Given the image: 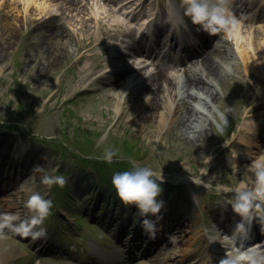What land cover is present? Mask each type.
<instances>
[{"label":"rangeland","instance_id":"374dc122","mask_svg":"<svg viewBox=\"0 0 264 264\" xmlns=\"http://www.w3.org/2000/svg\"><path fill=\"white\" fill-rule=\"evenodd\" d=\"M158 1L160 11L169 4L175 14L188 20L183 14V0ZM24 6L21 0H0V45L5 47L0 51V182L2 179L14 184L17 191L11 206L0 204V222L10 214L18 219L29 217L32 213L26 200L31 192L48 198L51 205L41 221L45 229L43 237L33 240L9 228L0 229V264H102L92 254L106 258L122 253L123 248L127 251L126 244L129 255L140 245L142 250L148 249L149 237L137 223L140 217L134 206L120 201L108 178L96 185L93 176L85 174L88 173L85 163L79 160L83 155L103 159L106 150L113 151L112 160H123L127 145L134 148L132 160H139L142 166L155 172L161 171L164 180L179 182L170 187L161 184L157 196L162 204L159 219L154 223L159 228L167 222L172 225L170 232L165 233L163 248L156 255L136 258L128 264L149 262L151 255L169 264L165 259L167 253L168 256L178 253L180 264L200 259L203 262L202 242L198 236L187 240V231L195 232L199 223L207 231L214 227L208 210L200 202L207 200L208 206H212L214 198L219 203L228 201L220 197L223 189L217 190V186L223 184L234 189L245 182L251 162L240 166L234 156L238 136L243 135L248 123L257 121L262 109L264 67L262 71L251 69L247 73L239 62L226 67L222 65L225 62L222 54L210 50L211 58L222 65L218 68L221 76L214 79L220 90L208 112L200 107L205 104L203 99L190 97L191 92L203 95L205 89L188 92L187 88L182 89L180 98L185 105L181 106V113L187 106L201 112L196 119L199 131L195 137L189 136L176 114L169 117L174 123L163 128L159 116H152L135 92L116 111L115 94L125 80L104 82L97 78L106 64L105 58L98 56L104 52L101 49L105 47L104 39L130 32L118 22L114 10L108 9L105 17L101 15L98 21L85 26L69 19V12L58 11L57 7L52 14L61 15L52 17H42L37 9H32L38 19L35 24H27ZM90 11L85 10L86 17ZM12 18L17 27L14 31L9 29ZM57 31L59 40L54 35ZM49 45L59 50V57L47 68L41 55ZM190 66L199 73L200 63ZM154 68L150 67L148 72L155 71ZM202 68L205 70V64ZM177 71L184 77L181 67L170 65L171 74ZM219 145L223 147L219 149ZM214 154L218 156L212 159ZM28 166L34 168L33 172L22 177V168ZM117 166L128 169L123 163ZM52 174L66 178L69 187L59 186L60 189L66 186L61 195L56 192L53 195L50 186L41 182L43 175ZM245 183L253 186L252 182ZM228 194L229 198L234 195L232 191ZM225 207L228 208L227 204ZM178 210L185 217L171 221L173 217L168 218L169 215ZM225 224L228 226L227 221ZM136 233L142 235L144 242L129 240ZM10 248L15 249V254L3 262L1 253ZM184 248L187 251L183 252Z\"/></svg>","mask_w":264,"mask_h":264},{"label":"bare ground","instance_id":"6f19581e","mask_svg":"<svg viewBox=\"0 0 264 264\" xmlns=\"http://www.w3.org/2000/svg\"><path fill=\"white\" fill-rule=\"evenodd\" d=\"M24 3V11L27 13L25 15V20L27 24H35L37 19L32 9H37L39 11L38 15H49L48 17H52L55 14H52V12L59 9H63V13L65 11H68L69 14L67 17L71 20H74L77 22V24H83L85 26H88L89 22H93L94 20H97L99 16L105 17V14L109 12L108 9L114 10L118 15L116 16V19L120 24L123 25H129L130 32H133V28L130 26V24L133 23L132 19H129L130 16L127 12H123V10L128 6L123 4L120 7H116L114 9V5L116 0H62L65 1L64 3H54L53 0H21ZM102 3V4H100ZM89 4H92L89 6ZM243 4V3H242ZM264 5V0H258V6ZM240 5V4H239ZM107 8H106V7ZM56 7L58 9H56ZM241 7V5H240ZM53 8V9H52ZM231 10L234 12L240 23L235 26L231 31L223 32L222 37H218V33H214V38L212 41L211 47H209L208 51L204 53V55L201 57V59L196 60L195 64H201L200 67H202L205 64V70H207V76H209L211 81H205L204 78L200 75V73H196L192 66H187L181 69L184 72V77L177 71L174 74H171L169 72V66L165 65L163 61L156 60L157 67L155 71L148 74V66H140L139 68L132 69V70H126L125 72L119 71L116 75V78L113 77L112 74H109L106 76V79L111 78L116 80H109V82H121L122 80H129L127 83L123 82L121 89L115 94L116 100H117V109L116 111H119L120 107L123 106L122 104L127 101V98L129 97L130 93L134 91L136 96H139L141 100H144L147 106V110L152 114V116L156 115L160 118V124L163 128L171 126V124L174 123V121L169 120V117H173L175 114L178 115L179 124L184 128L186 131V134L189 136L195 137V133H198L199 131V125L196 124V119L199 118L200 113L198 110L194 109L192 106L186 107L185 112L181 113L180 110L184 102H182L181 91L182 89H186L188 91H204V97L203 99H206L204 102L205 104L200 105V107L203 110H206L209 112V105L212 103L211 101L216 100V92H215V86H211V82L214 83L215 77H220L221 74H219L218 68L219 66L222 67V65H225L226 67H230L233 64H236L240 62L244 68H246V71L251 69H258L262 71L264 67V14L260 15L258 17V24H256V21L252 19V15L250 13L246 14L245 10H239V9H232L230 5ZM56 9V10H55ZM91 9L90 16L86 17L85 10ZM94 9V10H93ZM245 9V8H243ZM134 11H138V7L133 9ZM75 12V14H73ZM61 15V14H60ZM89 15V14H88ZM41 17V18H42ZM80 19H79V18ZM12 24L9 26V29H12L13 31L16 30V24L14 22V18H12ZM93 19V20H92ZM98 21V20H97ZM178 31H181V29H177ZM253 30V31H252ZM57 31L54 35L55 38H59L60 35H58ZM135 33V32H134ZM134 33H131L129 35H133ZM254 33V34H253ZM252 34L254 35V39L251 42ZM170 37H173V34H170ZM59 40V39H58ZM229 40V42H227ZM252 44H249V43ZM229 43V45H228ZM62 44V42L59 43V45ZM58 45V44H57ZM64 46V45H63ZM4 49L3 45H0V51ZM217 51L219 54H222L221 56L225 59V62L221 65H218V61L211 58V51ZM59 50L54 48V46L49 45L45 51H43L41 55V60L43 61V65L47 68H50L53 65V62H55L59 57ZM143 52L139 50H133L134 58L132 55L128 56L130 58H134L135 62L138 60V58H141ZM125 61H129L130 59H125ZM217 63V64H216ZM138 64L142 63H135L137 66ZM199 67V71L201 68ZM38 71L42 73V69L39 67L37 68ZM40 72L38 74H40ZM138 77H145V80L142 85L139 86V89L136 88L137 85L135 84L136 79H134L135 76ZM143 96V97H142ZM190 97L195 98V100L199 99V92H191ZM180 98V99H179ZM160 114V115H159ZM264 116V115H263ZM264 119V117H261ZM260 119L258 122H251L247 124V133L240 136L241 144L237 147L236 153L239 155H243V158H240L238 160V163L240 166L248 165L251 161H254L256 159L264 158V120ZM252 129L251 134L248 135L249 130ZM22 172V177L29 176L34 168L32 169L30 166L27 168L25 167ZM33 175V174H32ZM249 176H254V173H251L248 167L247 173L245 175V182L250 183L252 182L249 180ZM16 188L14 184H10L6 182L5 180L1 179L0 182V204L2 207L5 205L7 207L11 206L14 201V196H16ZM25 212L21 215H24ZM173 220H176L178 218L185 217V214H179L175 213L173 216L169 215L168 218H172ZM169 220V219H168ZM166 220V221H168ZM250 222L253 224L260 223L258 220L250 218ZM167 224V223H166ZM263 227L262 233H257L256 240L258 243H261V246L264 245V223H261ZM168 225V224H167ZM220 230L222 227H224L223 222H219ZM162 228H157L156 232L161 238H164L165 236H162L163 234ZM193 230L187 231L188 239L195 238L196 234L193 232ZM197 233V232H196ZM230 233L225 230L224 233L221 231H218L216 234L208 238L209 241V247L211 253L215 254V256H218L220 258L227 257L231 255L232 250V244L228 240L231 238L230 236H225V234ZM232 236V234H231ZM186 241H184L183 244H185ZM163 248V244L160 246V249ZM187 251L185 248L183 249V252ZM15 254V249L10 248L3 250L1 253V258L3 262H7L11 259L12 255ZM148 255L147 252H144L142 254V257L144 255ZM172 254L168 256V253L165 255V259L169 261V264H180L181 260L179 255ZM145 255V256H146ZM156 255V254H155ZM149 256V255H148ZM148 261H141V264H164V260H158L154 255H151ZM216 259V258H215ZM217 262V259H216ZM218 263V262H217ZM186 264H198L197 261H190ZM216 264V263H212ZM257 264H262V261H258Z\"/></svg>","mask_w":264,"mask_h":264},{"label":"clouds","instance_id":"9594fccd","mask_svg":"<svg viewBox=\"0 0 264 264\" xmlns=\"http://www.w3.org/2000/svg\"><path fill=\"white\" fill-rule=\"evenodd\" d=\"M230 2L231 0H183V14L193 25L199 26L198 31H205L209 34L222 30L231 31L240 21L231 10ZM113 154L112 150H106L103 159L111 162ZM249 170L254 173V176H249V180L253 183L252 187H248L245 182H241L234 189L223 184L217 186V190L223 189L224 192L234 193L229 203L231 212L238 217L233 225V233L237 236L246 235L248 221L252 215L250 210L261 209L264 204V158L254 160L249 165ZM162 179L161 171L155 172L148 166L140 165L114 171L110 176V184L115 195L124 204L134 206L140 217L139 225L149 238L155 235L154 222L159 219L158 209L162 201L157 196L161 190L160 181ZM41 182L48 186L53 183L63 186L66 178L60 174L43 175ZM50 205L51 201L48 198L37 192H31L26 200V206L32 214L25 219H18L14 214L7 215L0 222V229L9 228L33 240L43 237L45 229L41 221L48 214ZM261 219L264 220V215ZM223 264H238V262L235 259H225Z\"/></svg>","mask_w":264,"mask_h":264},{"label":"trees","instance_id":"16d2710c","mask_svg":"<svg viewBox=\"0 0 264 264\" xmlns=\"http://www.w3.org/2000/svg\"><path fill=\"white\" fill-rule=\"evenodd\" d=\"M134 148L132 147V146H129V145H127L126 147H125V151L126 152H128V153H133L132 151H134L133 150ZM136 150V149H135ZM81 159H82V157H81ZM120 163V165H122V163H124L125 165H127V167L129 166V164L127 163V162H119ZM95 167L97 168V170H98V172L100 171H104V170H108V169H110V164L109 163H107V162H104V161H96L95 162ZM122 167V166H121ZM131 168V167H130ZM53 186L54 185H56L55 183H53L52 184Z\"/></svg>","mask_w":264,"mask_h":264}]
</instances>
